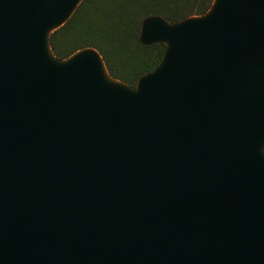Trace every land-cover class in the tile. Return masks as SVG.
<instances>
[{
  "label": "water",
  "instance_id": "95a60500",
  "mask_svg": "<svg viewBox=\"0 0 264 264\" xmlns=\"http://www.w3.org/2000/svg\"><path fill=\"white\" fill-rule=\"evenodd\" d=\"M80 2L0 0V264H264V0L146 18L134 87L52 53Z\"/></svg>",
  "mask_w": 264,
  "mask_h": 264
},
{
  "label": "trees",
  "instance_id": "16d2710c",
  "mask_svg": "<svg viewBox=\"0 0 264 264\" xmlns=\"http://www.w3.org/2000/svg\"><path fill=\"white\" fill-rule=\"evenodd\" d=\"M214 0H81L64 24L49 34L58 59L83 48H94L109 75L134 87L138 79L161 62L166 45L140 41L142 22L160 16L177 23L204 15Z\"/></svg>",
  "mask_w": 264,
  "mask_h": 264
},
{
  "label": "bare ground",
  "instance_id": "6f19581e",
  "mask_svg": "<svg viewBox=\"0 0 264 264\" xmlns=\"http://www.w3.org/2000/svg\"><path fill=\"white\" fill-rule=\"evenodd\" d=\"M48 56H49L51 59L55 60L54 57H53L49 52H48ZM100 65H101V70H102L103 78H104V80H105L108 84H110V85H120V86L123 85V84H121L119 81L112 79V78L107 74V72H106V70H105V68H104V66H103V63H102L101 61H100Z\"/></svg>",
  "mask_w": 264,
  "mask_h": 264
}]
</instances>
